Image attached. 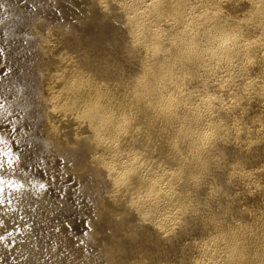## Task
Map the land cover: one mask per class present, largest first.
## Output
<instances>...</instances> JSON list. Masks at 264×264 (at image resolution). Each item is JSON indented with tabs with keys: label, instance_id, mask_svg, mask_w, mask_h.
Here are the masks:
<instances>
[{
	"label": "bare ground",
	"instance_id": "bare-ground-1",
	"mask_svg": "<svg viewBox=\"0 0 264 264\" xmlns=\"http://www.w3.org/2000/svg\"><path fill=\"white\" fill-rule=\"evenodd\" d=\"M213 1L135 0L132 29L118 25L109 8L111 19L95 21L84 36L96 0H62L48 15L52 27H37L48 50L40 87L50 142L62 154L96 144L72 172L80 177L102 166L113 187L100 205L127 213L117 218L121 235L100 227L108 264H264V87L252 83L264 67L251 34L253 26L264 29V12L253 9L243 21L235 16L241 3L225 10ZM101 41L109 55L119 50L111 71H98L92 55ZM233 60L249 70V85L201 98L198 85ZM240 94L250 100L235 101L237 108L232 98ZM181 227L191 239L177 244ZM141 233L150 239L141 242Z\"/></svg>",
	"mask_w": 264,
	"mask_h": 264
},
{
	"label": "rangeland",
	"instance_id": "rangeland-1",
	"mask_svg": "<svg viewBox=\"0 0 264 264\" xmlns=\"http://www.w3.org/2000/svg\"><path fill=\"white\" fill-rule=\"evenodd\" d=\"M256 1L228 0V6L241 3L243 8L235 16L247 21L248 12L261 9L264 12L263 2ZM61 2L0 0L3 6L0 8V21H3L0 23V162L3 163L0 168V200L3 201L0 204V237H3L0 240V264H108L102 253L105 246L102 242L106 244V238L100 228L95 230L94 237L88 235L84 217L92 219L88 206L92 190L98 192L103 186L102 199L105 200L113 187L112 180L102 175L100 165L96 167L97 171L91 169L81 178L72 172L74 162L87 159L99 149L96 144H86V155L80 158L72 155L79 147L66 148L63 154L59 153L58 147L50 142L46 121L49 106L41 94L43 64L48 58V50L37 27L43 23L52 27L48 15L61 7ZM135 3V0H125L113 13L114 21L128 31L132 29L129 16ZM213 4L217 6L215 0ZM235 16L231 13L225 16L227 23L231 22L228 25L232 30L237 29ZM64 26L68 27L67 24ZM164 27L160 26L158 31L165 33L167 27ZM252 28V40L263 49L264 29ZM221 71L198 85L201 98L207 94L226 95L231 90L244 89L251 80L248 78H252L238 60L228 62ZM212 84L216 85L214 90L210 88ZM189 88L194 90L192 86ZM38 144L42 147H37ZM81 197L83 208L78 209L77 199ZM57 227L60 232L54 231Z\"/></svg>",
	"mask_w": 264,
	"mask_h": 264
},
{
	"label": "snow or ice",
	"instance_id": "snow-or-ice-1",
	"mask_svg": "<svg viewBox=\"0 0 264 264\" xmlns=\"http://www.w3.org/2000/svg\"><path fill=\"white\" fill-rule=\"evenodd\" d=\"M217 3L218 8H223L225 10H228V0H215ZM3 6L0 5V8ZM93 9L95 10L94 13L89 14L84 18L82 27L80 28L81 34L84 36L91 35L92 25L95 21L105 19L106 17L111 19V16L108 15L109 8L112 12L117 11V6L115 0H96V2L92 5ZM0 23H3V21H0ZM32 21H29V24H31ZM62 34H57L56 37H54V40H58L61 38ZM92 55L98 56L100 58V63L98 64V71L104 72V71H111L112 67L110 64V60L112 56L119 58V50L111 51V54L109 55V50L104 46L103 42H99V46L96 47V49L92 52ZM257 60L260 67H264V54H261V51L258 50L257 52ZM252 83L255 85V87H264V74H262L258 79L253 80ZM233 104L235 107L239 108V104H235V101H239L240 104L247 105L250 97L247 94H240L232 98ZM70 136H74V133H69ZM37 147H42V145H37ZM87 152V147L85 144H81L79 146V151L77 153H74L72 155H75L77 158L84 157ZM260 152L262 155H264V147L260 149ZM3 167V163L0 162V168ZM2 182V181H0ZM43 187V186H41ZM105 191V188L103 186L99 187V191L97 192L95 189L92 190V192L89 194L88 197V206L91 209L89 212V215L92 217V219H88V217H84L85 220V227L89 229L88 235L95 236V230L100 228L102 225L107 224L112 228V231L117 235H121L124 229V223L118 222L117 218H120L123 220V218L127 215L126 210L123 208H117L113 206L110 209H106L103 206L100 205V200L103 198V193ZM80 199H83V197L77 199V207L78 209H82L83 205L80 203ZM3 201L0 200V204H2ZM199 228V224L197 222H193L188 225V229L193 234L195 231H197ZM56 232H60V229L57 227L54 229ZM139 231V229H138ZM141 242L144 240L150 239L147 235L144 233H141ZM182 238V239H181ZM3 237H0V240H2ZM175 242L177 244L182 243L183 239H191L190 235L185 234V230L183 227H181L180 234L174 238Z\"/></svg>",
	"mask_w": 264,
	"mask_h": 264
}]
</instances>
